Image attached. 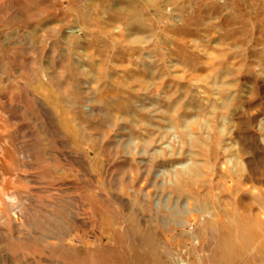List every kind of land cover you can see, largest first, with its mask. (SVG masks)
Masks as SVG:
<instances>
[{
  "label": "rangeland",
  "instance_id": "obj_1",
  "mask_svg": "<svg viewBox=\"0 0 264 264\" xmlns=\"http://www.w3.org/2000/svg\"><path fill=\"white\" fill-rule=\"evenodd\" d=\"M0 264H264V0H0Z\"/></svg>",
  "mask_w": 264,
  "mask_h": 264
},
{
  "label": "bare ground",
  "instance_id": "obj_2",
  "mask_svg": "<svg viewBox=\"0 0 264 264\" xmlns=\"http://www.w3.org/2000/svg\"><path fill=\"white\" fill-rule=\"evenodd\" d=\"M254 173V172H253ZM259 176V175H258ZM233 246V242L231 240L224 242L223 245L221 246L222 250L229 251ZM250 252V251H249Z\"/></svg>",
  "mask_w": 264,
  "mask_h": 264
}]
</instances>
